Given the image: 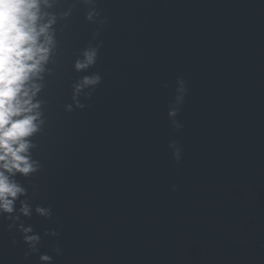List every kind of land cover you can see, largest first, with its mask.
<instances>
[{
	"label": "water",
	"instance_id": "1",
	"mask_svg": "<svg viewBox=\"0 0 264 264\" xmlns=\"http://www.w3.org/2000/svg\"><path fill=\"white\" fill-rule=\"evenodd\" d=\"M49 5L56 48L33 150L42 169L19 178L34 206L52 208L55 222L22 217L40 252L54 264H264V0ZM99 42L96 65L75 71ZM97 72L101 84L78 97L86 107L65 111L71 85ZM178 78L187 95L176 132L167 111ZM8 223L0 218V264H39ZM52 230L60 235H43Z\"/></svg>",
	"mask_w": 264,
	"mask_h": 264
},
{
	"label": "clouds",
	"instance_id": "2",
	"mask_svg": "<svg viewBox=\"0 0 264 264\" xmlns=\"http://www.w3.org/2000/svg\"><path fill=\"white\" fill-rule=\"evenodd\" d=\"M86 2L93 3V0ZM42 6H50L49 0H0V218L9 221L10 232L14 229L20 234L27 248L25 260L29 256H38L39 264H54L52 255L40 252L41 235L24 223V219H31L33 214L55 222L52 208L34 206L28 189L19 179L36 176L42 169L41 162L33 155V150L37 148L34 137L45 123L41 110L43 102L38 98L43 87L39 81L43 79L45 67L56 48L53 30L56 18L42 12ZM98 16L100 13L93 10L85 15V20L94 23V18ZM100 22L104 25L106 21L102 19ZM98 35L93 32L92 38L96 39ZM101 47L102 42H99L96 47L85 49L82 59L74 62L75 71L95 66ZM101 82L102 77L97 72L72 84V103L65 106V111L72 112L73 105L83 110L86 105L78 100L81 91L86 87L97 88ZM186 95L185 82L178 78L175 96L167 111L176 132L183 128L177 116ZM88 98L91 99V94ZM168 147L173 160L179 164L181 148L175 141L170 142ZM31 187L32 197H35L36 187ZM43 235L58 237L60 233L52 230L45 231ZM12 242L15 244L16 240ZM259 246L264 248V243ZM52 252L56 256L62 255L59 246L54 247Z\"/></svg>",
	"mask_w": 264,
	"mask_h": 264
}]
</instances>
